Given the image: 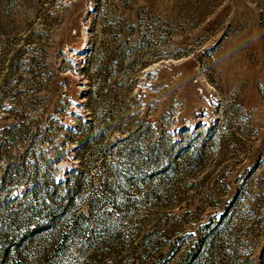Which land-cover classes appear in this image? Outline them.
<instances>
[{
  "label": "rangeland",
  "instance_id": "1",
  "mask_svg": "<svg viewBox=\"0 0 264 264\" xmlns=\"http://www.w3.org/2000/svg\"><path fill=\"white\" fill-rule=\"evenodd\" d=\"M0 264H264V0H0Z\"/></svg>",
  "mask_w": 264,
  "mask_h": 264
}]
</instances>
